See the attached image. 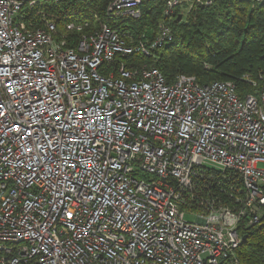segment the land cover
I'll return each instance as SVG.
<instances>
[{"label":"built area","instance_id":"obj_1","mask_svg":"<svg viewBox=\"0 0 264 264\" xmlns=\"http://www.w3.org/2000/svg\"><path fill=\"white\" fill-rule=\"evenodd\" d=\"M61 1L0 0V264H239L240 233L264 219V76L242 75V96L231 81L167 83L125 61L172 40L165 20L151 39L58 30L42 7ZM150 1L171 19L214 0L105 13L136 20Z\"/></svg>","mask_w":264,"mask_h":264},{"label":"trees","instance_id":"obj_2","mask_svg":"<svg viewBox=\"0 0 264 264\" xmlns=\"http://www.w3.org/2000/svg\"><path fill=\"white\" fill-rule=\"evenodd\" d=\"M108 0H64L44 4L46 16L66 22L88 23L90 29L107 24L135 39L141 33L151 39L157 24L165 20L172 30V40L154 49L150 56L126 57L127 66L156 67L172 82L179 74L192 75L198 84L231 81L239 96L251 93L252 88L239 78L248 74L255 80L264 76V2L253 5L247 0H214L209 6H197L182 15L180 8L171 19L162 16V1H150L141 6L136 20H115L105 13ZM108 26V27H109ZM70 45L76 35H70ZM241 232L235 250L239 264H264V219ZM219 264H230L226 259Z\"/></svg>","mask_w":264,"mask_h":264},{"label":"rangeland","instance_id":"obj_3","mask_svg":"<svg viewBox=\"0 0 264 264\" xmlns=\"http://www.w3.org/2000/svg\"><path fill=\"white\" fill-rule=\"evenodd\" d=\"M41 3H43V2H41ZM25 10H27V9L25 8V9L23 10V12H24ZM180 10H181V9H180ZM57 29H58V30H59V29L61 30V29H62V28H61V25H58V28H57ZM259 167H260V168H263L264 165H259ZM188 219H190V218H188Z\"/></svg>","mask_w":264,"mask_h":264},{"label":"water","instance_id":"obj_4","mask_svg":"<svg viewBox=\"0 0 264 264\" xmlns=\"http://www.w3.org/2000/svg\"><path fill=\"white\" fill-rule=\"evenodd\" d=\"M181 18H182V16L179 15V16L177 17V19H176V22H179V21L181 20ZM242 240H244V237L242 238Z\"/></svg>","mask_w":264,"mask_h":264},{"label":"snow or ice","instance_id":"obj_5","mask_svg":"<svg viewBox=\"0 0 264 264\" xmlns=\"http://www.w3.org/2000/svg\"><path fill=\"white\" fill-rule=\"evenodd\" d=\"M68 215L71 216V213H69Z\"/></svg>","mask_w":264,"mask_h":264}]
</instances>
